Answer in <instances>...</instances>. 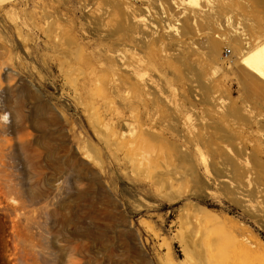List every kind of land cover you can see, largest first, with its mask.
I'll return each instance as SVG.
<instances>
[{"label": "rangeland", "instance_id": "374dc122", "mask_svg": "<svg viewBox=\"0 0 264 264\" xmlns=\"http://www.w3.org/2000/svg\"><path fill=\"white\" fill-rule=\"evenodd\" d=\"M164 1L0 0V264L262 256L264 0Z\"/></svg>", "mask_w": 264, "mask_h": 264}, {"label": "bare ground", "instance_id": "6f19581e", "mask_svg": "<svg viewBox=\"0 0 264 264\" xmlns=\"http://www.w3.org/2000/svg\"><path fill=\"white\" fill-rule=\"evenodd\" d=\"M158 1L163 2V0H158ZM165 1L170 2L171 5L173 4V6L188 5L190 7H193L192 9H195L196 11L197 10L203 11L204 4L202 5V3L211 2L212 0H165ZM173 28H174L173 26L170 27V29ZM243 56L244 57L242 59V63L253 73L257 81L264 83V41L260 45L254 46L252 48L250 46L249 50L244 52ZM118 57L122 58L121 55H118ZM124 67L130 72L134 71V68L129 64H125ZM246 207H249V205H246ZM235 244L236 246L232 253V261L234 264L240 263L242 253L248 258L246 264H264V252L263 254H261L262 256H257L256 252L258 251L252 249V241L250 240V238L243 241H239L238 239H236ZM237 245H242L241 250L238 251Z\"/></svg>", "mask_w": 264, "mask_h": 264}, {"label": "built area", "instance_id": "2783aa9c", "mask_svg": "<svg viewBox=\"0 0 264 264\" xmlns=\"http://www.w3.org/2000/svg\"><path fill=\"white\" fill-rule=\"evenodd\" d=\"M230 53H231V51H230L229 49H227V50L225 51V56L228 57V56L230 55Z\"/></svg>", "mask_w": 264, "mask_h": 264}]
</instances>
